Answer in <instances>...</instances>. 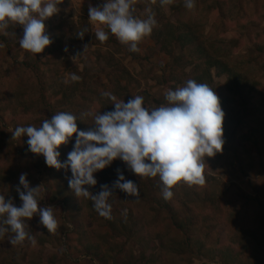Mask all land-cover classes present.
I'll return each mask as SVG.
<instances>
[{
    "label": "trees",
    "instance_id": "trees-1",
    "mask_svg": "<svg viewBox=\"0 0 264 264\" xmlns=\"http://www.w3.org/2000/svg\"><path fill=\"white\" fill-rule=\"evenodd\" d=\"M142 1L150 5L151 13H154L157 21L150 37L170 61L159 65L157 71L150 70L152 80L171 90L184 86L188 80H195L197 83L207 84L220 97L225 112V143L222 153L207 158L205 164L222 166L224 169H220V173L215 176L205 175L206 183L203 186L189 187L181 182L172 189L173 197L165 200L158 177L139 178L128 170L123 161L116 159L110 166L94 173L97 180L95 186H85L93 195L99 194L104 185L112 191L107 200L108 204L113 203L114 208L110 209L109 219L99 214L91 195L87 198L82 195L77 198L74 195L68 183L72 175L70 168L58 170L42 163L49 183L48 203L53 205L58 201L63 202L70 214L82 218L78 227L81 231L80 243L84 252L101 264H132L125 254L127 242L132 243L136 239L138 244L145 246L142 253L144 262L139 264H180L183 260L199 257H207L211 262L220 259L222 263L230 261L238 264H264V205L260 207V214L256 218H245L242 212L231 214L240 238L232 235L229 239L230 245L223 244L218 233L210 227H202L196 214L190 215L196 208L192 205H206L210 212L221 208L228 209L229 202L225 200L232 192L240 190L238 180L242 178L248 179L247 182L257 191L258 198L261 197L260 190L254 185L261 177L256 182L253 178L257 168L264 171V42L259 41L253 47L242 50L245 47L247 29L243 21L249 17V13L240 5L241 0H194L195 7L192 10L184 6L185 0H173L172 4L164 6H161L160 0H155V3L152 0ZM213 16L216 23L211 22ZM11 31L13 28L9 29ZM79 33L76 36V45H72L71 49L79 53L78 57L83 55V47L91 39V32L85 33L82 39L78 36ZM56 34L59 46L53 53L58 54L59 62L57 65L46 66L52 73L49 78L43 72L46 69L43 60H34L29 56L23 61L18 58L12 60L18 70L16 72L24 76V81L21 77L18 78V90L27 88L30 85V75L34 74L36 83L31 84L38 88V93L27 89L22 92L15 109L20 107L24 115H37L41 122L58 112H69L77 117L78 130L87 131L94 127L95 115L114 110L113 102L102 93L110 92L117 100H124L126 103L135 96V85L139 84L137 77L142 73L134 75L125 66L126 47L113 36H109L105 43L109 48L113 47L121 57L116 58L117 53L108 51L109 59L106 63L110 71L105 75L106 83L96 82L98 80L92 82L93 77L87 68L82 71L76 67L71 68V59L62 60L63 29H58ZM261 35L263 34L256 36L259 38ZM9 38L0 37V46L2 43L9 47L15 45L12 38ZM9 47L6 46V49L11 50ZM135 53L132 52V55ZM134 56L142 64L141 56ZM214 71L218 72V76L226 77L225 84L215 81ZM2 73L4 71L0 70V82L5 77ZM66 73H75L81 79L76 82L69 81ZM142 77L147 79L145 75ZM142 96L146 97V104L153 108L167 103L165 97L162 100L151 98L146 91ZM77 99L88 102L79 104ZM0 113L4 114V111ZM2 118L6 123L5 117ZM33 124L27 123L26 126H34ZM3 135L7 136V133ZM14 140L15 138L0 140V195L5 196L6 200L12 197L15 204H20L16 187H21L19 177L23 170L19 162L13 160L16 156ZM74 144L75 135L68 144L60 146L58 151L61 163L66 162ZM26 158L44 159L36 154ZM21 159L24 161L23 155H20V162ZM118 170L126 180H132L138 185V197L129 196L113 187L118 179ZM227 172L231 177L229 182L225 180L228 177ZM244 198L249 200L250 196L244 195ZM241 202H244L243 198ZM226 211L229 216V209ZM3 219L4 217H0V222ZM165 220L169 221L171 227L167 223L162 224ZM208 220L211 221L209 216L203 218V222ZM85 221L98 224L101 230L96 233L89 232ZM59 228L54 234H49L48 242L62 241V231ZM203 228L207 234L200 237V230ZM43 232L38 235L33 231V235H38L42 245L47 243ZM9 233L14 235L11 231ZM156 240L159 241V249H156ZM237 248L240 251H236Z\"/></svg>",
    "mask_w": 264,
    "mask_h": 264
},
{
    "label": "clouds",
    "instance_id": "clouds-1",
    "mask_svg": "<svg viewBox=\"0 0 264 264\" xmlns=\"http://www.w3.org/2000/svg\"><path fill=\"white\" fill-rule=\"evenodd\" d=\"M155 3V0H152ZM63 0H0V33H6L10 25L23 27L20 47L30 53L39 54L53 42L46 32L45 21L58 14V5ZM136 0H105L102 5L89 4V20L104 25L129 51L139 52L138 44L153 31L157 21L149 9L146 19L135 15ZM173 0H160L161 6L170 5ZM184 6L192 10L194 0H185ZM88 30L79 33L82 39ZM95 38L101 43L109 39L108 32L97 29ZM67 51V49H65ZM80 76L71 74L73 82ZM114 105V110L95 115L94 127L87 131L78 130L77 117L69 112H58L42 125L18 126L12 132L14 138L27 136L28 150L42 155L49 167L71 170L69 187L78 198L81 195L94 201L100 215L111 219L107 203L112 191L107 185L93 195L85 186H95L94 173L110 166L116 159L123 161L128 170L139 178L158 177L163 198L173 197L172 189L181 182L192 186L206 183L205 163L207 158L222 153L224 140L225 112L215 90L205 83L188 80L182 87L169 89L165 93L166 104L152 109L144 106L141 95L132 96L126 103L117 100L110 92L102 93ZM75 135V144L61 163L58 149L66 145ZM16 192L21 206L12 199L0 195V237L11 231V245L23 243L26 239L33 244L35 238L26 231L25 220L39 215L40 223L48 233H55L58 221L53 206L40 207L38 200L40 186L31 187L27 174H21ZM114 188L132 197L140 195L138 185L126 180L118 170ZM7 226V227H5Z\"/></svg>",
    "mask_w": 264,
    "mask_h": 264
},
{
    "label": "rangeland",
    "instance_id": "rangeland-1",
    "mask_svg": "<svg viewBox=\"0 0 264 264\" xmlns=\"http://www.w3.org/2000/svg\"><path fill=\"white\" fill-rule=\"evenodd\" d=\"M104 2L105 0H63V3L58 5L60 9L59 13L45 21L46 32L53 42L50 46L45 48L44 52L40 53V56L39 54L27 52L20 47L19 39L23 37L22 26L10 25L5 30L7 34L0 33V37H11L12 41L15 43V45H13L12 47H9V45L6 43H2L0 46V70L4 71L2 75L5 76L2 82H0V111H4V114L0 113L1 141L14 139L12 136V132L18 126L26 127L27 123H34L33 125L35 127H39L42 125V122L40 121L41 119L37 115H24L20 107L18 108V110L15 109V104L17 101H19V95H21L22 92H24L26 89L36 92L38 88H36L37 86L31 84V82L36 83V74H34L32 76L30 75V85L22 91L18 90V78L20 79L21 77V79H23L24 81V76L16 72L18 70L12 63V60L14 58H18L20 61H23L27 56H29L34 60H37V58L43 60V62L46 64L44 68L48 64L57 65L59 62L57 60L58 54L53 53V51L56 47L59 46L56 36L58 29L60 30L62 28L64 34V49L63 51H61L62 60L64 61L66 58L71 59L73 63L71 68L76 67L81 71L87 68L90 72V76L93 77L91 80L92 82L98 80L96 82L103 83V81H105L104 83H106L105 75L110 71L108 63H106V61L109 59V55L107 54V52L110 51L112 52V54H116L117 51H114V49H112L113 47L109 48L107 43H101L99 40H97L94 33L97 29L102 28L103 30L108 32L109 36H113L118 42L119 40L110 33L106 26L93 24L89 20L88 14L89 4H91L92 6H99ZM240 5L242 7H245L247 9V12L249 13V17L245 18V20L243 21L247 29L246 33L243 32L246 36L244 38L245 47H243L242 50H247L248 48L253 47L254 43H257L259 41L264 42V0H241ZM149 6L150 5L148 3H144L142 0H136L135 15L141 19H146L150 14L148 11L150 9ZM214 16L212 18L213 20L211 21L212 23L217 21L216 19H214ZM210 27L211 26H209L208 29H210ZM10 28H13V31L9 32ZM83 28L87 29L88 32H91V39L83 47V55L78 57L77 55L79 53L77 51H72L71 49L73 48L72 45H76V36ZM257 34L263 35L258 38V36H256ZM6 46L11 50H9L8 48L6 49ZM124 46L126 47V51L128 52V54L127 52L126 54H124L125 66L134 75L138 76L139 73H142V75H145V77L147 78L144 79L142 75L137 77V79L139 80V84L135 85V87H137L136 90H134L135 96H142L146 91L149 93V95L152 96L151 98L155 97L162 100L163 97H165V93L169 89L164 85H158L154 80H152L153 75H151L150 70L153 69L157 71L159 65L170 62L169 58L164 56L160 52V49L157 47V45H155V42L151 39L150 36L145 37L138 44L140 51L136 53L134 52L135 54L133 55L132 52L129 51L128 46ZM65 49H67V51H65ZM134 55L141 56L140 58H142V64H140L138 59L136 60L134 58ZM50 56L51 58H49ZM115 57L119 58L121 56H119V54L117 53ZM152 65L156 67H152ZM43 72L47 78L52 76L49 67H46ZM214 76L216 82L220 83L221 85L225 84V76H218V72L216 71H214ZM67 79L71 81V74L67 75ZM18 91L20 92L18 93ZM145 101L146 97L144 98V106H146L148 109H152L153 107L146 104ZM85 102L88 101L77 99V103L79 104ZM1 115L2 117H5L4 120H6V123L3 122V118L1 117ZM6 133L7 136H4L3 134ZM27 140V136L15 138L14 143L16 147V156H14L13 160H16V163L19 162V164L21 165V169L23 170L21 173L27 174V180L30 182L31 187L40 186L39 196L37 198L40 201V207H46L49 206L47 190V185L49 183L47 182L48 177H46L44 174V167L41 165L42 163L46 165L45 159H25V157L30 156L31 154L35 155L28 150ZM20 155L24 156V161L22 159L21 162L19 161ZM220 169L223 170L224 168L222 166H216L213 164H205L204 174L215 176L216 174L220 173ZM227 173L228 177H226L225 180L229 182L230 174L229 172ZM260 177L261 179L259 180V182L254 184L256 185V188L260 190L259 192H261L260 198H258V195L256 194L257 191L255 192L254 187L247 182L249 181L248 179L242 178L238 180V187L240 188V190H235L225 200L226 202H229V205H227L230 212L229 216L228 212L226 211L228 209L221 208L220 210L218 209L216 211L210 212L208 211L206 205H192L196 208H194V211H192L190 215L196 214L202 222V227H210V229H213L214 232L218 233V236L220 237L223 244L230 245L229 239L232 235L240 238V234L238 233L239 230L234 227V222L230 217L231 214L242 212L243 214H245V218H256L257 215L260 214V207L262 208L264 205V171L260 168H257L253 181L256 182ZM244 195H249L250 199L246 200L244 198ZM240 197L244 199V202H241ZM11 199L15 206H21L22 202L20 204H15L14 199L12 197ZM130 202L135 203V201ZM109 205L110 209L113 208V203H109ZM51 206L54 207L53 211L55 218L58 221V228L60 227L59 230L60 232L62 231V241L60 240L59 242L58 240L57 243L48 242L49 234L52 235L53 233H48L47 229L40 223L39 215H34L30 220H25V226L26 231L29 233V235L35 238L36 243L33 244L30 240L26 239L21 244L11 245L9 239L13 235L7 232L3 237H0V264H9L10 262L18 264H101L98 260H93L92 257H89L84 252V249L80 243L81 231L78 230V227H80L79 225L82 223L80 222L82 221V218H77L74 217L73 214H70L63 202L58 201ZM142 206L144 207V205ZM140 211H142V208L140 209ZM187 213L188 212H184V214ZM208 216L211 221L209 222L208 220L207 222H203V218ZM165 223L170 226L168 220L162 222V224ZM85 224L86 228L89 229V232L96 233L97 231L101 230L98 224L92 223L90 221H85ZM232 227H234V229ZM33 231H36L38 235H40L44 231L43 234L46 237L45 239L47 240V243L44 245L40 244L38 235H33ZM200 233V237H204L207 234L204 228L200 230ZM93 241H95V239H93ZM156 242V249H159V241L156 240ZM144 247V245L137 243V239L133 240L132 243L127 242V252L125 256L126 258H128V261L130 260L131 263L133 262L134 264L144 262L142 259V253L145 251ZM104 248L105 247H103V249ZM236 251H240V248H237ZM191 261L192 264H238L236 262L231 263L230 261L222 263L220 259L211 262L207 259V257L193 258L190 260L187 259V261L183 260L180 262V264H190Z\"/></svg>",
    "mask_w": 264,
    "mask_h": 264
}]
</instances>
